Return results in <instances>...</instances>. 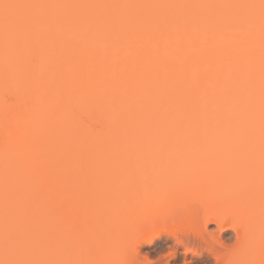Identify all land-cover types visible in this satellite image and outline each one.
I'll use <instances>...</instances> for the list:
<instances>
[{
    "label": "bare ground",
    "instance_id": "1",
    "mask_svg": "<svg viewBox=\"0 0 264 264\" xmlns=\"http://www.w3.org/2000/svg\"><path fill=\"white\" fill-rule=\"evenodd\" d=\"M11 2L57 7L15 10L20 24L8 39L0 25V200L6 145L21 204L27 197L21 181H26L33 165L48 175L51 184L64 178L66 164L77 167L95 157L96 149L138 151L133 154L148 149L147 155H158V148H178L181 151L174 154L159 150L168 167L187 170L181 169V175L187 174L179 187L175 185L177 190L187 191L190 185L194 190L208 187L205 191L216 195L233 194L239 199L233 202L239 211L234 212L237 207L232 205L227 213L209 210L202 218L197 215L194 220H201L188 229L161 224L159 228L152 224L108 228L91 243V258L112 259L114 255L106 252L111 242L133 238L136 244H166V259L144 264L179 260L182 264H264L259 8L60 7L258 5L260 0ZM234 14L252 19L247 42L232 43L212 23ZM185 18L198 21L197 26L161 23ZM198 148L215 151L198 157ZM218 149L229 153L222 155ZM83 153H89L88 158ZM210 225L215 227L213 232L207 229ZM225 235H230L231 246L222 240ZM127 258L137 264L135 257Z\"/></svg>",
    "mask_w": 264,
    "mask_h": 264
},
{
    "label": "snow or ice",
    "instance_id": "2",
    "mask_svg": "<svg viewBox=\"0 0 264 264\" xmlns=\"http://www.w3.org/2000/svg\"><path fill=\"white\" fill-rule=\"evenodd\" d=\"M57 7L49 5H27L13 3L11 0H0V25L5 38L19 27V18L14 11L25 8ZM60 7H144V8H188V9H251L259 8L260 24V191L262 214H264V0L256 4H186V5H75ZM171 27L183 23L195 28L198 21L165 19L161 21ZM212 23L221 28L232 43L247 42L252 19L239 14L217 17ZM238 75V73H237ZM251 77V73L249 74ZM13 158L5 146L3 157V211L2 231H0V251L3 258L0 264H135L124 253L114 255L112 259L91 258L92 233L100 226V218L119 215L121 208L115 199L107 200L97 205L91 199L87 190L78 187L67 178L53 179L49 183L48 175L41 172L36 165L21 186L26 190L27 197L21 204L20 197L14 190ZM50 175V174H49ZM128 183L130 195L135 193V172L129 170ZM183 190L174 193V199H179ZM135 207V206H133ZM173 217L181 214L179 207L171 209ZM84 225L82 226L81 219ZM63 251L53 254V250ZM78 249L79 255H73L72 250ZM252 264V262H248Z\"/></svg>",
    "mask_w": 264,
    "mask_h": 264
},
{
    "label": "rangeland",
    "instance_id": "3",
    "mask_svg": "<svg viewBox=\"0 0 264 264\" xmlns=\"http://www.w3.org/2000/svg\"><path fill=\"white\" fill-rule=\"evenodd\" d=\"M115 150L114 152H112V151H108L105 148H101L98 150L96 149L92 151V153L96 152L95 157H92L93 159L90 158L87 161H84L83 163L80 164L77 163L78 164L77 167L69 163L68 164L70 168L67 166V164L65 166L66 174H64V178L73 181L78 187H82L86 189L87 193L91 195V199L94 201L95 204L101 205L107 200L115 199L122 210L119 215H115L111 217L105 215L100 218L99 229L92 233L90 244L93 243L96 237L99 234L103 233L104 230L106 229L108 230V228H113L115 226L118 228L121 227L133 228L136 227L137 224L138 225L152 224L155 227L159 228V224H161L167 226L169 225V227L174 225L175 227L178 226V228H180L181 226L182 228L188 229L193 223L194 225H196V223L201 220L198 219L197 221V218H199L197 217V215L199 214H202L201 215L202 218L204 214L211 213L209 212V210L212 211L216 210V212L220 210L221 213L222 212L227 213L228 210H231L232 206H234L233 208L237 207L233 205V202L234 203L236 202L235 204H237L239 202V199H237L236 197L234 198L233 194L227 196L226 194L218 193L219 195L217 194L218 195L217 196L216 193L211 191L209 192V190L207 191L208 194H206L207 192L205 190L206 188L208 189V187H205L203 189V187L200 186L198 187V189L196 188L194 190V187L193 186L191 187L190 185H189L190 189L187 191L185 190L184 191L185 193L183 194L182 197L177 199L178 200L177 202V200L174 199L173 193L177 191L176 186L179 187L180 185L179 183H181V181L184 180V179L181 180L183 175V174L181 175V173H184L182 171L183 170L187 171V170L182 166L180 168L179 167L176 168L175 166L168 167L167 166L168 164L167 163L165 164L166 161L159 158V150H161L160 152L164 154H174L176 153V151H181L178 148H170V149L158 148L156 149L158 155L155 154L147 155L148 149L140 150L139 153L137 154H133L134 152L135 153L138 152L133 149L132 150L127 149L126 151H122V150L115 151ZM195 151L198 157H202L209 153H213L215 150L198 148L195 149ZM217 151H221L222 155L224 153H229V151L226 149H218ZM108 153L109 154L114 153V155L108 156L109 155ZM86 156L88 158L89 153H83L82 157L85 158ZM67 169L68 170L71 169V171L67 172ZM130 169L134 170L136 176L135 193L131 195H130V189L128 183V172ZM181 169L183 170L181 171ZM190 181L192 183L193 178ZM197 183L199 182L196 181V184ZM179 190H181V188ZM197 190H201V191L200 192L198 191L197 193L196 192ZM193 191L196 192L195 195H194L195 192ZM210 193H214V194H210ZM167 194L170 197H167L168 196ZM197 194H199V196ZM222 194L224 195V197L226 196L225 197L226 200L223 196H221ZM196 195L198 196V198L196 197ZM215 197H218L217 199L218 201L215 199ZM211 201H213V203H211ZM2 203H3L2 200H0V204ZM227 203L229 204L227 205L228 207L231 205L232 206L228 208L226 206ZM205 204L206 206H204ZM174 207H179L181 209V214L178 217H173L171 214V209ZM238 208L239 207L232 210L233 211L236 210L234 212H237L239 211ZM1 209L2 208L0 205V210ZM242 210H243L242 213L245 212L247 213V211H245L246 209L245 210L242 209ZM236 215L237 216L239 215L241 217L240 213L239 214L237 213ZM236 215H234V218L236 217ZM195 217H197L196 221L194 220ZM240 217H237V219H240ZM81 223L83 226L84 225L83 218L81 219ZM214 228L215 227L213 225H210L207 229L209 232H213ZM222 240L225 243H227L226 245L228 246H231L232 245L231 243H233L230 238V235L223 236ZM162 242H164V239H162ZM163 245L166 246V244ZM164 246L159 247V241L157 242V244H153L149 246L146 245L145 243L136 244V241L132 238L131 240H127V241L124 240L119 242L117 240H114L108 246V250L106 252L108 254H113V255H117L119 253L124 252V254H126L127 257L129 258L135 257L137 264L154 263L159 261L160 257L166 259V257L168 256L169 252ZM62 251H63L62 249L60 250L54 249L53 254L58 255ZM72 252L73 255H79L78 249H73ZM179 252L182 253L183 251L179 250ZM2 255L3 253H0L1 259L3 258ZM175 264H182V260H179Z\"/></svg>",
    "mask_w": 264,
    "mask_h": 264
}]
</instances>
